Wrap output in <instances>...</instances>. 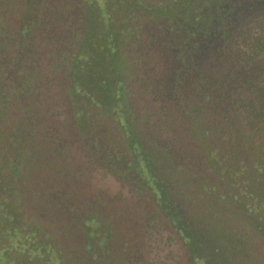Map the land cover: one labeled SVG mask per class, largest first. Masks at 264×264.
<instances>
[{
    "label": "rangeland",
    "instance_id": "1",
    "mask_svg": "<svg viewBox=\"0 0 264 264\" xmlns=\"http://www.w3.org/2000/svg\"><path fill=\"white\" fill-rule=\"evenodd\" d=\"M78 2L0 0V264H264L262 169L247 159L245 166L233 163V176L208 165L199 143L226 138L187 131L181 107L159 89L175 61L165 38L177 36L159 28L160 19L133 21L137 0L108 1L117 24H140L136 42L125 46L132 53L129 73L121 76L125 103L133 133L146 146L166 147L156 163L194 245L187 247L185 231L168 221L148 188L102 166L98 155L125 157L121 136L110 115L86 101L76 103L81 112L72 117L58 60V49L66 57L75 49L76 38L68 37L80 24ZM249 11L242 20L256 18ZM88 135L103 147L94 144L89 153ZM246 150H235L236 160ZM111 161L110 168H120ZM89 212L96 217L91 232L83 221ZM96 231L104 232L102 241Z\"/></svg>",
    "mask_w": 264,
    "mask_h": 264
},
{
    "label": "trees",
    "instance_id": "2",
    "mask_svg": "<svg viewBox=\"0 0 264 264\" xmlns=\"http://www.w3.org/2000/svg\"><path fill=\"white\" fill-rule=\"evenodd\" d=\"M78 1L83 10L77 18L80 24L68 37L76 38L75 49L68 57L66 50H57L59 64L65 67L64 91L68 94L69 104L73 102L71 115L79 116L81 110L75 106L78 101H86L110 115L126 154L121 160L116 151L107 152L111 156L108 158L97 154L102 166L120 172L136 188H148L154 201L165 210L168 221L185 231L182 238L187 247H192L195 243L192 232L187 226L184 228L178 206L171 201L168 185L156 163L158 154L162 155L166 147L146 146L132 131L123 89L126 82L121 77L131 68L132 53L130 49L125 50V46L132 47L136 42L133 35L139 32L140 24L133 21L141 20L143 15L160 19L159 28L165 33L176 34L174 40L165 38L164 47L173 53L174 65L170 66L166 85L160 87L158 82L156 87L158 85L161 91L166 88V93L179 104L186 118L187 131L197 130L199 135L212 133L215 137L226 138L221 144L214 140L199 143L205 148L210 167L218 165L229 175L235 174L233 163L240 162L245 166L244 162L249 159L251 167L262 169L259 173L263 184L264 0H255L254 6L250 0L249 4L248 0L244 4L243 0H183L178 6L172 5L176 0H137L140 13L131 16L134 19L130 25L124 24L123 20L118 21L122 24H117L109 0ZM244 8L250 10L248 15L256 18L242 20ZM124 12L129 15L127 10ZM191 25L194 27L190 28ZM203 61L208 62L209 69L202 68ZM178 63L182 65L179 73L176 71V66L180 67ZM189 71L193 78H184ZM182 80L184 84L179 86ZM187 83L188 87L185 86ZM84 142L89 153L94 144L103 147L95 135H88ZM243 148L247 149V157L237 154L241 157L236 160L234 151ZM113 159L120 168H110L109 162ZM84 217L91 232L96 217L91 212ZM94 234L99 235V241L105 237L103 231ZM46 245L43 243L42 249Z\"/></svg>",
    "mask_w": 264,
    "mask_h": 264
}]
</instances>
